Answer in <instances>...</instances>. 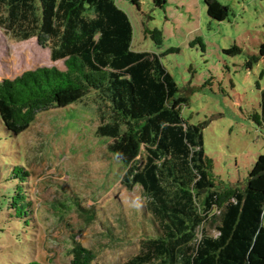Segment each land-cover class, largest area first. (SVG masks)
<instances>
[{
	"label": "trees",
	"instance_id": "obj_1",
	"mask_svg": "<svg viewBox=\"0 0 264 264\" xmlns=\"http://www.w3.org/2000/svg\"><path fill=\"white\" fill-rule=\"evenodd\" d=\"M150 1L162 10L167 2ZM131 3L139 8L137 0ZM203 3L211 19L229 16L219 0ZM0 28L17 41L35 39L52 61L62 59L64 65L0 79V122L7 135L29 128L39 111L81 103L92 93L97 133L112 139L126 130L142 146L140 164L137 159L123 164L118 176L127 193L138 192L136 198L85 205L68 189L63 201L55 200L57 217L74 211L95 231L92 248L69 236L66 264H91L101 250L122 243L137 244V251L118 264H264V168L242 188L224 185L203 148L204 125L189 122L181 105L173 104L179 89L161 55L132 48L133 26L117 0H0ZM143 34L156 45L163 42L157 26L144 27ZM196 42L204 47L201 38ZM223 51L234 55L240 48L234 44ZM259 56L264 57V42ZM256 88L259 110L248 118L264 130V86L257 81ZM12 172L15 188L4 223L39 231L45 221L40 206L34 208L29 172L16 167ZM210 225L214 235L207 232ZM36 235L26 264H52Z\"/></svg>",
	"mask_w": 264,
	"mask_h": 264
},
{
	"label": "rangeland",
	"instance_id": "obj_2",
	"mask_svg": "<svg viewBox=\"0 0 264 264\" xmlns=\"http://www.w3.org/2000/svg\"><path fill=\"white\" fill-rule=\"evenodd\" d=\"M137 1L139 8L131 0H117L133 26L132 48L161 55L179 89L173 104L181 105V115L189 122L204 125L203 148L213 160L214 173L224 185L244 187L252 173L264 168V130L248 118L259 110L256 82L264 86V57L259 56L264 0H219L229 14L221 21L207 16L203 0H167L164 10L150 0ZM155 26L163 36L160 45L143 34L144 27ZM198 37L204 47L196 42ZM234 44L240 48L237 54L223 51ZM252 57L256 60L248 68ZM42 65L64 69L62 59L52 61L49 50L35 39L17 41L0 28V79ZM97 107L88 93L81 103L39 111L17 136L7 135L0 122V264H26L36 234L38 248L52 264L68 262L65 243L71 234L82 245L94 246L95 231L83 226L74 211L61 217L54 213L55 200L63 201L68 189L85 205L105 207L117 196L137 197L136 191L127 193L118 176L123 164L135 159L140 164L142 146L126 130L117 138L100 136ZM14 167L29 172L34 208L40 206L45 221L39 231L30 224L10 228L11 222L4 223L7 199L15 188ZM207 232L214 235V227L208 226ZM136 251L135 243L108 247L91 264H118Z\"/></svg>",
	"mask_w": 264,
	"mask_h": 264
}]
</instances>
